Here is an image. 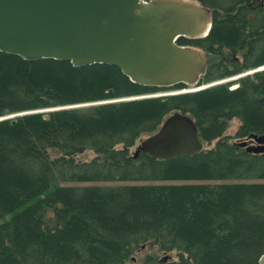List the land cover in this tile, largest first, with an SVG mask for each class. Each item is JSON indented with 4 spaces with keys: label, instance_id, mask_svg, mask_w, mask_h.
Wrapping results in <instances>:
<instances>
[{
    "label": "trees",
    "instance_id": "obj_1",
    "mask_svg": "<svg viewBox=\"0 0 264 264\" xmlns=\"http://www.w3.org/2000/svg\"><path fill=\"white\" fill-rule=\"evenodd\" d=\"M198 1L212 8V29L179 39L210 57L198 90L0 51V264H128L148 244L178 259L150 254L143 264L259 263L264 154L225 132L239 118L237 137L264 134V70L233 88L220 80L264 65V0ZM170 89L179 92L152 95ZM176 111L216 144L135 158L138 138ZM88 149L93 159L77 157ZM116 181L127 184H99Z\"/></svg>",
    "mask_w": 264,
    "mask_h": 264
},
{
    "label": "water",
    "instance_id": "obj_2",
    "mask_svg": "<svg viewBox=\"0 0 264 264\" xmlns=\"http://www.w3.org/2000/svg\"><path fill=\"white\" fill-rule=\"evenodd\" d=\"M212 26V8L198 0H0V51L29 60L68 59L75 66L111 64L147 86H197L210 57L179 39L205 37ZM234 144L264 154V134ZM203 149L194 118L176 111L140 140L133 156L143 151L172 159Z\"/></svg>",
    "mask_w": 264,
    "mask_h": 264
},
{
    "label": "rangeland",
    "instance_id": "obj_3",
    "mask_svg": "<svg viewBox=\"0 0 264 264\" xmlns=\"http://www.w3.org/2000/svg\"><path fill=\"white\" fill-rule=\"evenodd\" d=\"M256 70H264V65L261 66L260 68H257V69H253L251 70V72L253 71H256ZM250 72V70H249ZM248 72V73H249ZM246 74V72H245ZM239 75H244V74H239ZM239 75L237 76H234V77H231V78H226V79H223V80H220L221 82H230L232 85H231V88L235 87L238 85L237 83V80L239 78ZM217 83V82H216ZM206 87V84L205 85H201V86H188V87H185L181 90H198V89H201V88H204ZM180 90V91H181ZM170 93H176V91L174 90H166V91H161V92H157L155 93L156 95H165V94H170ZM241 125V121L239 118H234L230 121L229 123V127L228 129L226 130L225 134L226 135H229L230 136V142H235L238 140V138L240 137H237L236 136V133H237V130L239 128V126ZM147 135L144 134L142 137L138 138L136 144L131 147V151L134 152L135 149H136V146L138 144H140V140L142 138H145ZM216 144V140L211 142V143H208L206 142L205 143V148H211L213 147L214 145ZM96 156V152L92 149H88L86 151H84L83 153H80L77 157L81 160H91L93 159L94 157ZM139 183H148V182H139ZM99 184H103V185H120V184H127V182H122V181H116V182H99ZM150 254H155L157 255L160 259L161 258H165L167 256V259L166 260H172V259H178V256H177V252H173V253H164V252H161L159 251L158 247L155 246V245H151V244H148L146 245V247H144L143 249H141L140 251H138L136 253V257L131 260L128 261V264H143L145 258L150 255Z\"/></svg>",
    "mask_w": 264,
    "mask_h": 264
}]
</instances>
